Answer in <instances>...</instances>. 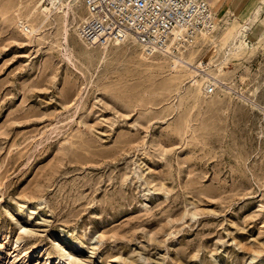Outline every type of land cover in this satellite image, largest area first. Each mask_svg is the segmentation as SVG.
Instances as JSON below:
<instances>
[{
    "label": "rangeland",
    "instance_id": "374dc122",
    "mask_svg": "<svg viewBox=\"0 0 264 264\" xmlns=\"http://www.w3.org/2000/svg\"><path fill=\"white\" fill-rule=\"evenodd\" d=\"M61 1L0 0V264H264V0L154 56Z\"/></svg>",
    "mask_w": 264,
    "mask_h": 264
},
{
    "label": "built area",
    "instance_id": "2783aa9c",
    "mask_svg": "<svg viewBox=\"0 0 264 264\" xmlns=\"http://www.w3.org/2000/svg\"><path fill=\"white\" fill-rule=\"evenodd\" d=\"M80 27L91 46L107 47L130 38L151 53L174 54L212 31L217 15L206 0H83ZM210 87L208 92H213Z\"/></svg>",
    "mask_w": 264,
    "mask_h": 264
},
{
    "label": "bare ground",
    "instance_id": "6f19581e",
    "mask_svg": "<svg viewBox=\"0 0 264 264\" xmlns=\"http://www.w3.org/2000/svg\"><path fill=\"white\" fill-rule=\"evenodd\" d=\"M53 1H58V0H53ZM83 1V0H82ZM206 1H208L209 2V0H206ZM219 1V0H218ZM78 2V0H63V1H61V5H63L64 7L62 8V12H63V14L65 15V16H68V14H69V11H70V9H72V7L76 4ZM217 3V2H216ZM83 4H84V2H83ZM84 6H85V4H84ZM61 9V8H60ZM85 9H86V6H85ZM220 10V9H219ZM217 12V11H216ZM86 13H87V9H86ZM42 14L44 15V17L45 18H49L50 16H51V14H52V9L51 8H49V7H44V8H42ZM85 19V18H84ZM83 22V21H82ZM82 22H81V24H82ZM81 24H80V26L78 27V36L80 37V39L86 44V45H89V44H87L83 39H82V37H81V35H80V27H81ZM215 28H216V24L214 25V28H213V30L212 31H209V32H206V33H203L202 35L203 36H206L207 34H211V33H213V31L215 30ZM247 29H248V27H246V26H242L239 30H238V32H237V35H236V38H240L241 37V35L242 36H244V39H242L241 40V43L240 44H238V45H236V47H235V49L231 52V53H233V54H236V53H238V52H240V51H242V50H244L246 47H251V42H248L247 40H248V38L247 37H250V38H256V37H258L259 35H260V33L262 32V28L261 27H258V28H255V29H253L252 30V32H251V35H249L248 34V31H247ZM130 41H132V42H134V43H136V44H139L135 39H133V38H130L129 39ZM128 40V41H129ZM127 42V41H126ZM125 43V42H124ZM194 43V42H193ZM118 44H120V43H118ZM140 45V44H139ZM141 47H142V49H143V52H144V54L145 55H147V56H154V55H156V54H154V53H151L147 48H145V47H143L142 45H140ZM183 62H181V64L183 65V66H185V67H194L193 66V62L192 61H184V60H182ZM176 63H178L177 61L175 62V64ZM175 64H174V66H175ZM201 67H202V69H199V67H194V68H196V69H198V70H202V71H204L205 69H206V65H204V64H201ZM210 88V85H208V87L206 88L207 90Z\"/></svg>",
    "mask_w": 264,
    "mask_h": 264
}]
</instances>
